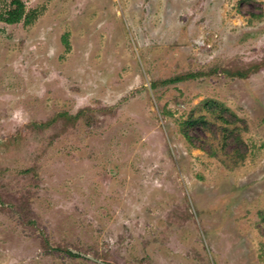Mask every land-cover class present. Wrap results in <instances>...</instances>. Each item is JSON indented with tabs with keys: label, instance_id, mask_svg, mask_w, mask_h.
<instances>
[{
	"label": "rangeland",
	"instance_id": "rangeland-1",
	"mask_svg": "<svg viewBox=\"0 0 264 264\" xmlns=\"http://www.w3.org/2000/svg\"><path fill=\"white\" fill-rule=\"evenodd\" d=\"M23 1L0 264H264V0Z\"/></svg>",
	"mask_w": 264,
	"mask_h": 264
},
{
	"label": "trees",
	"instance_id": "trees-1",
	"mask_svg": "<svg viewBox=\"0 0 264 264\" xmlns=\"http://www.w3.org/2000/svg\"><path fill=\"white\" fill-rule=\"evenodd\" d=\"M39 15L38 9H26L23 0H9L0 12V20L6 23H18L23 21L25 24L33 23ZM190 124L194 122L189 120Z\"/></svg>",
	"mask_w": 264,
	"mask_h": 264
}]
</instances>
